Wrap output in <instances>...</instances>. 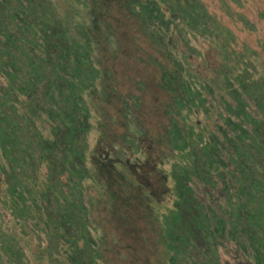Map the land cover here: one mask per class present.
I'll list each match as a JSON object with an SVG mask.
<instances>
[{
    "label": "trees",
    "instance_id": "16d2710c",
    "mask_svg": "<svg viewBox=\"0 0 264 264\" xmlns=\"http://www.w3.org/2000/svg\"><path fill=\"white\" fill-rule=\"evenodd\" d=\"M125 2L170 97L168 152L155 162L169 201L150 203L161 264H264V40L238 44L202 0ZM70 9L0 0V264H104L95 211L107 186L87 140L102 80L98 23L92 9L88 19ZM140 102L122 98L120 154L141 152Z\"/></svg>",
    "mask_w": 264,
    "mask_h": 264
},
{
    "label": "rangeland",
    "instance_id": "374dc122",
    "mask_svg": "<svg viewBox=\"0 0 264 264\" xmlns=\"http://www.w3.org/2000/svg\"><path fill=\"white\" fill-rule=\"evenodd\" d=\"M53 1L65 7L71 5L75 17L81 14L88 19L86 12L92 9L98 23L99 48L95 52L102 80L93 96L92 128L87 140L88 155L107 186L105 201H100L95 211L104 230V264H161V243L150 203L161 208L169 201V182L155 162L168 152L160 134L167 123L165 110L170 97L161 85V74L153 59L157 52L125 0ZM202 2L233 33L238 44L246 41L257 47L258 39L264 40V16L260 15L264 0H243L241 6L228 0L233 17L227 14L224 0ZM237 12L244 14L254 29L238 20ZM213 58L205 51L204 59L209 62ZM130 92L138 94L141 101L137 113L143 131L138 138V156L130 150L124 155L118 152L125 130L122 98ZM164 167L167 169L168 164ZM230 252L222 254V259H229L234 249Z\"/></svg>",
    "mask_w": 264,
    "mask_h": 264
}]
</instances>
